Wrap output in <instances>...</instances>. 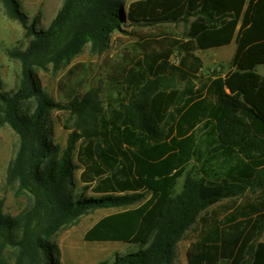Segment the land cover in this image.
Returning <instances> with one entry per match:
<instances>
[{
    "label": "trees",
    "instance_id": "obj_1",
    "mask_svg": "<svg viewBox=\"0 0 264 264\" xmlns=\"http://www.w3.org/2000/svg\"><path fill=\"white\" fill-rule=\"evenodd\" d=\"M125 1L64 0L40 28L17 0H4L28 39L8 51L21 67L17 88L3 91L0 75L3 120L19 139L7 183L29 204L18 215L0 204V264H61L51 242L61 227L89 209L140 201L86 231L88 242L138 245L100 264H170L194 224L189 264H264V0H134L128 8ZM180 22L189 23L182 38L140 34L138 52L96 83L80 72L85 63L74 64L60 82L65 102L36 73L67 65L87 44L103 53L122 24ZM233 41L231 69L198 82L197 51ZM32 99L34 107L24 109ZM54 108L71 116L64 147L49 139ZM77 169L93 196L73 192Z\"/></svg>",
    "mask_w": 264,
    "mask_h": 264
},
{
    "label": "rangeland",
    "instance_id": "obj_2",
    "mask_svg": "<svg viewBox=\"0 0 264 264\" xmlns=\"http://www.w3.org/2000/svg\"><path fill=\"white\" fill-rule=\"evenodd\" d=\"M20 11L25 15L30 23L38 20V27H47L62 8L64 0H17ZM134 0H126L125 7ZM188 22L176 24H164L156 26L132 27L122 24L120 30L114 31L109 37V43L104 52L99 54L91 49V45H85L82 50L65 66L55 68L52 64L45 68L36 69L42 87L57 102H65V89L60 88V82L65 77L67 71L76 63H85L86 69L80 72L86 74L88 83H96L98 79L109 71L110 66L121 60L124 55L131 56L138 52L137 42L140 34L163 33L174 37L182 38L187 29ZM28 39L25 36V29L22 24L8 14L4 0H0V75L3 81V91L10 92L17 88L21 77V67L18 60L10 57L9 50L16 47H24ZM236 49L235 41L231 44L208 50H198L197 54L203 59V68L199 75V80L203 81L212 72L225 74L231 69V63ZM177 62L176 54L172 58ZM259 71L264 70V65L258 67ZM68 83L67 80L63 81ZM66 87V84L65 86ZM35 99L24 103V109L34 107ZM49 139L61 147L66 145L70 129H66L64 124H71V116L68 111L54 108L49 116ZM19 145L17 134L4 122L0 106V204L2 209L11 215H18L29 204V197L17 195L15 190L7 183V171L10 163L14 160ZM81 169L74 171L71 178L72 190L75 194L81 193L93 196L92 191L84 192L83 183L80 179ZM184 177L180 178L177 191L181 190ZM143 201L127 206L110 208H93L82 214L73 222L61 227L51 238V242L57 246L58 258L61 264H100L103 261H112L116 255H124L134 252L138 245L125 242L96 241L88 242L84 235L102 217L133 208ZM227 200L221 203H226ZM223 210V208H221ZM199 234V225H192L178 240L175 252L170 264H189L188 249ZM264 240V232L260 237Z\"/></svg>",
    "mask_w": 264,
    "mask_h": 264
},
{
    "label": "crops",
    "instance_id": "obj_3",
    "mask_svg": "<svg viewBox=\"0 0 264 264\" xmlns=\"http://www.w3.org/2000/svg\"><path fill=\"white\" fill-rule=\"evenodd\" d=\"M234 42V41H233ZM231 44V43H230ZM260 73L264 74V70L263 71H259Z\"/></svg>",
    "mask_w": 264,
    "mask_h": 264
}]
</instances>
